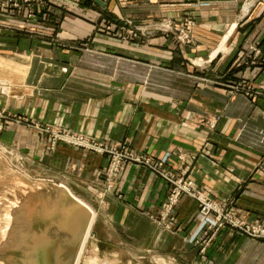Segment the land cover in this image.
Listing matches in <instances>:
<instances>
[{
    "label": "crops",
    "instance_id": "crops-1",
    "mask_svg": "<svg viewBox=\"0 0 264 264\" xmlns=\"http://www.w3.org/2000/svg\"><path fill=\"white\" fill-rule=\"evenodd\" d=\"M78 3V12L53 3L65 15L55 39L0 25V77L13 92L1 97L7 107L89 139L168 155L167 169L194 188L247 222L264 219V0ZM122 17L193 19L196 45L160 33L123 39ZM227 39L235 51L222 53ZM252 43L262 55L248 65L241 49ZM242 79L261 94L234 95ZM29 136V154L49 168L61 162V184L94 209L102 251L133 253L131 264H264V241L230 226L193 240L198 201L184 196L170 208L171 184L151 169L129 162L108 180L107 156L64 143L52 153L45 138Z\"/></svg>",
    "mask_w": 264,
    "mask_h": 264
},
{
    "label": "rangeland",
    "instance_id": "rangeland-1",
    "mask_svg": "<svg viewBox=\"0 0 264 264\" xmlns=\"http://www.w3.org/2000/svg\"><path fill=\"white\" fill-rule=\"evenodd\" d=\"M102 1L106 4L110 0ZM252 1L249 0V3ZM54 2L65 7L64 10L68 8L74 12L79 11L78 0H0V25L18 27L37 38L46 36L55 39V28L65 18V15L64 12L54 8ZM67 16L69 17V15ZM120 21L122 24L119 28V36L123 39L129 40L160 33L175 36L180 44L186 47L194 48L196 45V40L193 37L195 24L193 19L178 23L171 18H161L141 23L136 18L122 17ZM110 22V20L106 22V30H111ZM223 45L225 51L220 49V52L235 51L229 39L221 47ZM241 55L246 58L248 65L259 64L262 49L258 44L252 43L241 49ZM191 63L198 67H204L207 61L192 57ZM231 87L230 91L234 95L245 94L254 99L261 94L259 89L245 79ZM12 94V84L9 80L0 77V264H34L38 250L45 248L44 246L50 242L55 240H60L63 243L75 242L77 233L85 224V219L84 212L75 205V199L65 188L66 186L61 184L60 174L56 172L64 167L63 164L54 162L52 165L54 168H49L51 167L49 163L31 156L29 147L32 141L29 139V134L33 131L45 138V143L52 153L56 151L60 143L86 150L91 149L74 142L56 139V133L58 130H62L57 125L46 124L27 114L12 111L7 107L9 102L1 100L2 96H11ZM96 142L105 145L119 143L129 145L126 142ZM131 148L137 151L133 147ZM101 154L110 160L107 153ZM165 166L167 168V164ZM181 178L189 182L184 175H181ZM71 192L79 199H83L80 192L74 190ZM222 207L227 213L235 212L230 205L224 204ZM72 218H74L73 221ZM257 220L264 222L262 218ZM58 224H61L60 227ZM72 226L75 229H72ZM92 227L80 264H131L130 261L133 259L131 257L135 256L133 253L122 252L117 254L118 258H115L114 254L102 251L97 241L93 239ZM254 239L264 241V238ZM136 263L138 264L134 259V264Z\"/></svg>",
    "mask_w": 264,
    "mask_h": 264
},
{
    "label": "built area",
    "instance_id": "built-area-1",
    "mask_svg": "<svg viewBox=\"0 0 264 264\" xmlns=\"http://www.w3.org/2000/svg\"><path fill=\"white\" fill-rule=\"evenodd\" d=\"M188 37V36H187ZM56 139L74 142L80 146L88 147L91 150L100 153H107L110 157V164L105 171L108 180H112L125 164L129 162L144 165L165 178L170 184L169 207L171 208L184 196L195 198L199 203V228L193 240L199 236L214 235L218 230L230 226L234 229L241 230L252 238H264V222L257 220L255 223H249L237 215L236 212L225 211L217 200L212 199L205 193L194 188L189 182L181 178L166 168L169 156L156 158L148 154H142L133 150L125 143L115 145H105L97 143L96 140L89 139L84 135H77L64 129L58 130L55 135Z\"/></svg>",
    "mask_w": 264,
    "mask_h": 264
},
{
    "label": "water",
    "instance_id": "water-1",
    "mask_svg": "<svg viewBox=\"0 0 264 264\" xmlns=\"http://www.w3.org/2000/svg\"><path fill=\"white\" fill-rule=\"evenodd\" d=\"M95 1L101 5H105L102 0ZM75 205L84 212L85 219V224L81 230L78 229L79 232L77 233L78 236L75 242L63 243L60 240L50 242L44 246L45 248L38 250V256L34 264H75L85 238L87 227L92 218V213L87 207L82 206L77 201Z\"/></svg>",
    "mask_w": 264,
    "mask_h": 264
},
{
    "label": "bare ground",
    "instance_id": "bare-ground-1",
    "mask_svg": "<svg viewBox=\"0 0 264 264\" xmlns=\"http://www.w3.org/2000/svg\"><path fill=\"white\" fill-rule=\"evenodd\" d=\"M252 2H254V0L252 1ZM251 4V3H250ZM250 4H249V6H250ZM64 186V185H63ZM67 190H68V192L71 194V196L79 203V204H81L82 206H85V207H87L90 211H91V213H92V218H91V220H90V222H89V225H88V227H87V230H86V234H85V238H84V240H83V243H82V246H81V248H80V251H79V254H78V257H77V259H76V262H75V264H80V261H81V258H82V254H83V252H84V249H85V245H86V242H87V240L89 239V233H90V230H91V227H92V225H93V222H94V216H95V213H94V210L87 204V203H85L84 201H82L81 199H79L77 196H75L72 192H71V190L69 189V188H67V187H65ZM69 208V207H68ZM22 209V208H21ZM67 210V209H66ZM66 214V212L64 213V215ZM66 216V215H65ZM83 216V215H82ZM15 218V217H14ZM64 218V217H63ZM70 218V217H69ZM68 219V218H67ZM71 219V218H70ZM74 220V218H72V221ZM76 220V219H75ZM63 221V220H62ZM53 223V222H52ZM64 223V222H63ZM65 225H66V223H64ZM71 224V223H70ZM77 224V223H76ZM25 225V224H24ZM59 225V224H58ZM61 225V224H60ZM60 225H59V227H60ZM80 226V225H79ZM18 228V227H17ZM70 229V228H69ZM72 229H75V227L73 228V226H72ZM81 229V228H80ZM72 231V230H71ZM70 233V232H69ZM72 235H73V232L71 233ZM26 240V239H25ZM67 240V239H66ZM48 241V240H47ZM21 246V245H20ZM25 248V247H24ZM18 259V258H17ZM33 261V260H32ZM97 264V263H96Z\"/></svg>",
    "mask_w": 264,
    "mask_h": 264
}]
</instances>
